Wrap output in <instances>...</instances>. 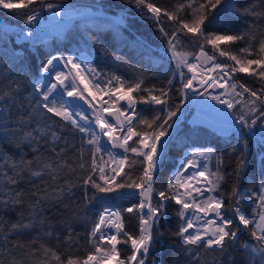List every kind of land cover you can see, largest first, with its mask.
I'll return each mask as SVG.
<instances>
[{"label":"snow or ice","instance_id":"snow-or-ice-1","mask_svg":"<svg viewBox=\"0 0 264 264\" xmlns=\"http://www.w3.org/2000/svg\"><path fill=\"white\" fill-rule=\"evenodd\" d=\"M129 2L162 41L159 59L170 62L166 84L159 77L149 84L154 69L143 58L153 54L139 41L133 42L141 50L135 63L98 46L128 76L97 65L91 35L84 39L87 53L80 46L49 49L35 66L21 55L23 45L7 49L9 41H3L0 264H165L150 253L163 247L162 222L172 207L186 264H204L202 254L212 264H236L234 251L240 264H264V159L258 191L238 184L247 171L249 140L257 137L264 146V39L256 41L257 34L264 36L258 31L264 28V0H242L239 7L233 0H174L172 7ZM0 10L22 23L17 41L33 48L63 36L75 17L85 15L51 0H0ZM45 14L47 25L41 23ZM225 14L239 15L243 26L209 30ZM189 46L195 51H186ZM238 74L259 86H248ZM193 104L214 114L215 130L236 143L222 151L193 146L200 129L181 131L186 105ZM139 105L147 106L151 119ZM170 146L183 155L165 183L160 169ZM228 176L236 180L226 191ZM122 200L129 205L117 203ZM126 217L137 222V232L126 229ZM78 224L91 245L85 257H64L45 243L54 240L74 251ZM241 232L251 241L241 243ZM122 251L130 254L122 258Z\"/></svg>","mask_w":264,"mask_h":264},{"label":"trees","instance_id":"trees-1","mask_svg":"<svg viewBox=\"0 0 264 264\" xmlns=\"http://www.w3.org/2000/svg\"><path fill=\"white\" fill-rule=\"evenodd\" d=\"M53 3H70L79 12L85 13L84 16H79L73 22V25L66 37L63 40L48 38L47 46L38 45L33 48L29 44H22L15 40L16 33H7L3 31L0 27V51H5L7 49L18 48L19 45H23V49H19L21 55L25 57L27 63H31L34 66L39 64L40 59L45 57L49 49L53 50H64V49H74L77 46L85 47L84 39L86 35H91L92 40L89 42L92 44V54L94 57H98L97 65L101 68L108 67L112 71L118 72V74L128 76L129 73L124 69H117L113 65L109 58H104L100 51L99 45H104L108 48L110 52H120L123 54L130 62L135 63L136 60L140 58V49L133 42L139 41L141 44H146L148 48L151 49L153 55H145L143 58L144 64H147L151 60L152 68L154 73L149 84H157V77L159 81L166 84L167 80L165 76L168 73V64L170 63L165 60H160L159 56H163L159 53L162 49V41L157 38L155 29L152 26L151 21L142 18L137 14L136 10L131 7L129 0H51ZM174 0H155L158 6L161 7H172ZM237 7L240 6L242 0H233ZM23 11V9H21ZM103 13L104 16H94L88 17L87 14ZM47 14H45L46 18ZM123 17V21L116 26H113V22L117 21L119 18ZM5 22L6 25L10 27H15L17 30L22 27V23L15 17L10 15L8 11L0 10V24ZM242 21L237 14H225L223 21L219 24L213 25L209 30L211 31H224L228 29H239L241 28ZM258 31H264V28ZM264 39V36L257 34L256 41ZM9 41L7 44V49L4 47L3 41ZM16 41V43H12ZM254 41V44L258 47V44ZM231 47H238V45H230ZM186 51H195L191 46H189ZM89 51L85 47V52ZM155 54H159L158 56ZM224 59V58H222ZM220 59V60H222ZM223 61V60H222ZM140 67V65H137ZM241 82L246 83L248 86L253 88L258 87L259 83H252V78L248 77L246 74H238L237 77ZM173 101L179 103V99L176 94H173ZM139 109H144L143 115L151 119L152 113L147 110V106L139 105ZM182 121V132H186L188 129L199 128L200 131L193 135L192 139L195 142L193 146L200 147L203 145L211 144L217 147L218 151L224 150L226 147H231L236 141L232 139L221 136L220 133L212 131L209 127L203 125H192L188 120L181 118ZM11 150V149H9ZM183 152L176 146H170L168 149L167 159L164 161L163 167L160 169V180L165 182L168 180L169 175L173 171L174 165L178 162V159L182 156ZM264 159V147L256 143L253 139L249 140L248 147V164L246 173L239 179L238 184L241 189L251 188L252 191H258L259 181L261 178V160ZM235 167V163L231 164L227 171L232 172ZM227 183L223 185L225 190H230L233 182L236 180L234 176L226 177ZM159 186V185H158ZM134 202V201H133ZM120 205L128 206V200H122L117 202ZM227 203V201H226ZM246 213H251V208H245ZM169 219L162 222L163 228L161 229L164 233L163 247L153 256L152 258H160L165 264H186V256L180 250V240L179 237L175 235L177 231V217L175 215V207L168 210ZM12 219H15V215H12ZM129 220V217H126ZM126 229L132 231L133 233L138 231V224L135 220H129L126 223ZM76 231L79 234V247L72 252H69L64 245L57 244L56 241H46L49 247L55 248L57 251L63 253V256L72 255L74 257L83 258L91 250V245L87 242V233L84 226L78 224L76 226ZM250 235L247 232H241L240 240L241 243L246 241H251ZM120 248H125L124 245H120ZM130 254L127 251L121 252V257ZM233 256L236 258V264H240V252L234 251ZM63 258V257H62ZM201 259L204 264H212V257L205 256L202 254ZM226 264V261H225Z\"/></svg>","mask_w":264,"mask_h":264},{"label":"rangeland","instance_id":"rangeland-1","mask_svg":"<svg viewBox=\"0 0 264 264\" xmlns=\"http://www.w3.org/2000/svg\"><path fill=\"white\" fill-rule=\"evenodd\" d=\"M1 11H8L9 12V10H1ZM47 15H50V14H47ZM88 15V17H94V16H96V15H98V16H104L103 15V13H99V14H94V13H90V14H87ZM78 18H80L79 16H77V17H75L74 19H73V21H72V24H71V26L73 25V22L76 20V19H78ZM46 20H47V18H46ZM70 26V27H71ZM20 31V28L17 30V32H19ZM15 40L17 41V38H16V36H15ZM17 42H19V43H23V44H27V42L26 41H17ZM29 44V43H28ZM29 45H31V44H29ZM163 49H161V50H159V53L161 54V55H163L164 56V54H162L160 51H162ZM220 59H222V58H220ZM222 60H224V59H222ZM221 60V61H222ZM213 75H214V73H213ZM192 106H194V104L193 105H191V106H189V105H186V107H188L189 108V111H188V113H186V115L184 116V117H182V118H184V119H186V120H188V122L190 123V124H192V125H203V126H207V127H209L212 131H215V132H218V131H216L215 130V128L212 126L213 124H217V121H216V119L214 118V114H210V115H207L206 116V112L205 111H203L202 112V114H196V115H194V110H192L193 108H191ZM204 114V115H203ZM197 119V120H196ZM219 133V132H218ZM253 140L255 139V137L254 138H252Z\"/></svg>","mask_w":264,"mask_h":264},{"label":"water","instance_id":"water-1","mask_svg":"<svg viewBox=\"0 0 264 264\" xmlns=\"http://www.w3.org/2000/svg\"><path fill=\"white\" fill-rule=\"evenodd\" d=\"M44 25H45V24H44ZM0 27H1V29H2L3 31H5V32H7V33H15V32L17 31V28H15V27H10V26L6 25L5 22L1 23V24H0ZM197 110H198L199 114H202V112L205 111V112L207 113L206 116L212 114V113H210L208 110H206V109H201L200 107H198ZM203 115H204V114H203ZM263 147H264V146H263ZM179 159H180V158H179ZM179 159H178V161H179Z\"/></svg>","mask_w":264,"mask_h":264},{"label":"bare ground","instance_id":"bare-ground-1","mask_svg":"<svg viewBox=\"0 0 264 264\" xmlns=\"http://www.w3.org/2000/svg\"><path fill=\"white\" fill-rule=\"evenodd\" d=\"M41 22L44 23L45 25L48 24V20H46V18H42ZM71 27H72V26H71ZM71 27H68L67 29H65V31H64V33H63V36H61V37L52 36V37H54V38H58V39H60V40H63V39L66 37L68 31L71 29ZM138 107H139V106H138ZM193 109H196V110H197V109H198V106H194ZM196 120H197V119H196ZM182 155H183V154H182Z\"/></svg>","mask_w":264,"mask_h":264},{"label":"built area","instance_id":"built-area-1","mask_svg":"<svg viewBox=\"0 0 264 264\" xmlns=\"http://www.w3.org/2000/svg\"><path fill=\"white\" fill-rule=\"evenodd\" d=\"M162 54H164V52H163V50L162 51H160ZM106 99V98H105Z\"/></svg>","mask_w":264,"mask_h":264}]
</instances>
